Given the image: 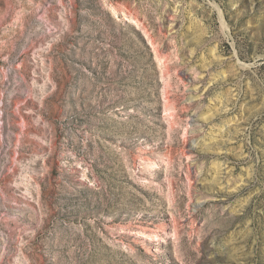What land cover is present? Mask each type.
Returning a JSON list of instances; mask_svg holds the SVG:
<instances>
[{"label": "rangeland", "instance_id": "rangeland-1", "mask_svg": "<svg viewBox=\"0 0 264 264\" xmlns=\"http://www.w3.org/2000/svg\"><path fill=\"white\" fill-rule=\"evenodd\" d=\"M0 264H264V0H0Z\"/></svg>", "mask_w": 264, "mask_h": 264}]
</instances>
